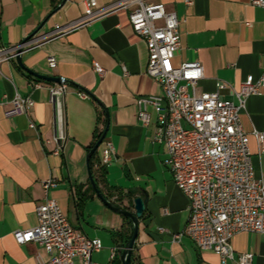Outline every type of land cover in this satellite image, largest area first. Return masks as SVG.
<instances>
[{"label": "crops", "instance_id": "1", "mask_svg": "<svg viewBox=\"0 0 264 264\" xmlns=\"http://www.w3.org/2000/svg\"><path fill=\"white\" fill-rule=\"evenodd\" d=\"M96 1L105 8L131 0ZM143 1L175 13L180 47L173 64L202 66L199 91L213 93L217 84H223L221 97L236 104L234 92L243 82L255 83L264 77V8L252 5L253 0H190V5L185 0ZM61 2L0 0V44L16 47L35 39L22 50L23 68L65 84L58 104L51 101L49 89L59 83L35 78L16 59L0 63V264L50 259L37 244L18 245L12 236L36 227L35 209L44 201L42 183L48 179L56 186L47 198L58 204L70 225L101 241L102 248L92 253L90 264L120 261L130 227L89 191L87 174L88 149L107 125L104 140L113 147V159L96 187L105 199L132 213L135 198L147 199L131 264H220L217 254L198 250L186 237L173 242L187 223L188 202L172 181L165 147L153 140V109L147 108L148 126L139 120L137 99L162 92L145 73L146 44L133 33L128 11L118 10L58 34L57 26L66 27L83 16L81 0H65L59 8ZM49 57L55 59L54 69L48 66ZM94 63L104 69L103 76L94 72ZM15 95L30 98L33 106L25 113L6 116ZM239 121L249 135L254 178L264 181V152L251 135L264 133V88L246 98ZM96 157L100 158L99 150ZM232 246L235 256L250 254L251 264H264V236L239 233ZM74 264L82 262L75 258Z\"/></svg>", "mask_w": 264, "mask_h": 264}, {"label": "built area", "instance_id": "2", "mask_svg": "<svg viewBox=\"0 0 264 264\" xmlns=\"http://www.w3.org/2000/svg\"><path fill=\"white\" fill-rule=\"evenodd\" d=\"M185 2L191 4L190 0ZM251 3L264 8V0ZM81 4L83 16L66 27L57 26L55 33L70 32L109 13L127 10L133 33L146 44L145 73L160 86L162 95L137 99L139 120L148 126L151 116L147 108L153 109L156 116L153 140L165 147L172 181L188 202L187 223L182 232L173 236V242L186 237L198 250L217 254L220 264L234 261L251 264L252 255L235 256L232 239L239 233L264 236V181L254 178L249 135L241 127L239 113L246 98L264 88V77L255 83L243 82L240 90L234 92L236 104L221 97L223 84H217L213 93L201 92L198 83L203 78L202 66L197 62L173 64L180 47L175 13L166 12L161 4L143 0L123 1L105 8H99L96 0H81ZM34 42L31 39L16 47L0 44V63L15 60L20 55L18 50ZM47 61L49 68L56 67L54 58ZM93 69L99 76L105 74L98 64L94 63ZM49 92L51 101L58 102L65 93V84L60 82ZM79 96L86 98L85 94ZM10 105L6 116L25 113L33 102L15 95ZM251 135L264 152V133L253 131ZM98 150L100 158L94 167L107 168L113 159L111 143L104 140ZM55 186L53 179L42 183L45 198L35 209L36 227L13 232V239L18 245L35 243L45 250L50 259L37 264H74L75 258L82 264H90L92 253L102 248L101 241L90 239L72 227L58 204L47 198Z\"/></svg>", "mask_w": 264, "mask_h": 264}, {"label": "water", "instance_id": "3", "mask_svg": "<svg viewBox=\"0 0 264 264\" xmlns=\"http://www.w3.org/2000/svg\"><path fill=\"white\" fill-rule=\"evenodd\" d=\"M64 2H65V0H62V2L59 5V8L64 4ZM29 39L30 38H28L27 40H25L21 44L27 43ZM18 53L21 55L22 50H18ZM20 55H18L16 57V62L21 68H23ZM23 69L28 74L34 76L37 79L47 81V82H52V83H60L61 82V80L59 78L40 76V75H37V74H35V73L25 69V68H23ZM107 128H108V125L103 130V132L101 133L100 137L95 142L93 147L88 151V154L86 156L87 174H88L89 182H90V185H91L93 191L95 192V194L99 198V200L104 204V206H106L109 210H111V211H113V212H115L121 216L127 217L131 222V225H132L131 235H130V238L127 240L126 244L124 245V248H123L121 255H120V261L122 264H131V254H132V250H133L134 243H135V240L137 237V232H138V221L143 215V212H144L145 207H146L147 199L146 198H144V199L135 198L133 200L134 212L132 213V212L128 211L127 209L119 207V206L113 204L112 202H110L109 200L105 199L103 197V195L99 192L98 188L96 187L95 181H94V179L91 175V172H90L89 160H90L91 156H93L95 154V152H97L99 146L104 141V139L106 137V133H107Z\"/></svg>", "mask_w": 264, "mask_h": 264}, {"label": "trees", "instance_id": "4", "mask_svg": "<svg viewBox=\"0 0 264 264\" xmlns=\"http://www.w3.org/2000/svg\"><path fill=\"white\" fill-rule=\"evenodd\" d=\"M100 135H101V132L100 133H98L96 136H95V141H94V143L89 147V149H88V151L93 147V145L95 144V142L98 140V138L100 137ZM97 152H95V154L93 155V156H91V158H90V160H89V165H90V172H91V175H92V177H93V179H94V181H95V183L98 181V180H102L101 178H103L104 177V172H105V168H98V169H96V172L98 173V178H96V176H95V174H94V166L98 163V159H97ZM92 191V193H94V191L92 190V188L91 187H89V191ZM78 194H79V196H84V192L83 193H81V191H79L78 192ZM130 195V194H129ZM132 195V194H131ZM131 197V196H130ZM120 200H118V201H116L117 202V204H119L120 202H119ZM126 209V208H125ZM128 210V209H127ZM123 217V219L124 220H126L127 222H128V225H129V227H130V231H129V233H128V235L126 236V238H125V240H124V242H123V245H122V247L124 248V245L126 244V242H127V240L130 238V235H131V231H132V225H131V222H130V220L127 218V217H125V216H122ZM113 264H120V261L119 260H117V261H115Z\"/></svg>", "mask_w": 264, "mask_h": 264}]
</instances>
